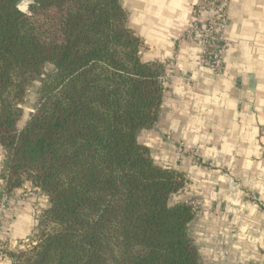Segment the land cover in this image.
<instances>
[{
    "label": "trees",
    "instance_id": "trees-1",
    "mask_svg": "<svg viewBox=\"0 0 264 264\" xmlns=\"http://www.w3.org/2000/svg\"><path fill=\"white\" fill-rule=\"evenodd\" d=\"M0 0V195L31 181L48 196L21 264H202L184 173L153 160L166 73L141 56L121 0ZM51 64L54 70L44 73ZM42 76L36 110L22 103Z\"/></svg>",
    "mask_w": 264,
    "mask_h": 264
},
{
    "label": "crops",
    "instance_id": "crops-1",
    "mask_svg": "<svg viewBox=\"0 0 264 264\" xmlns=\"http://www.w3.org/2000/svg\"><path fill=\"white\" fill-rule=\"evenodd\" d=\"M199 1L121 0L143 60L172 75L154 124L137 138L155 163L184 173L172 200L194 202L188 230L202 264H264V0H228L222 76L208 63L200 67L197 40L178 42ZM39 86L28 87L21 126L36 110ZM4 158L0 144V172ZM47 204L29 180L11 191L0 210V245L28 247ZM0 264L21 263L1 254Z\"/></svg>",
    "mask_w": 264,
    "mask_h": 264
},
{
    "label": "built area",
    "instance_id": "built-area-1",
    "mask_svg": "<svg viewBox=\"0 0 264 264\" xmlns=\"http://www.w3.org/2000/svg\"><path fill=\"white\" fill-rule=\"evenodd\" d=\"M228 5V0H200L195 6L193 19L182 37L178 39L179 44L183 41L197 40L201 49L200 67L208 63L213 73L221 76L224 75L225 54L229 45L226 35ZM207 13L208 16L204 17ZM170 76L172 75L164 73L160 78L164 82ZM240 84L241 81L235 82L236 87H240ZM179 145L183 147L184 142L180 141ZM0 198V210H3L9 201L10 192L3 191ZM189 204L195 211L194 202Z\"/></svg>",
    "mask_w": 264,
    "mask_h": 264
},
{
    "label": "rangeland",
    "instance_id": "rangeland-1",
    "mask_svg": "<svg viewBox=\"0 0 264 264\" xmlns=\"http://www.w3.org/2000/svg\"><path fill=\"white\" fill-rule=\"evenodd\" d=\"M54 70V66L53 65H51V64H48L46 67H45V69H44V73H48V72H51V71H53ZM41 78H42V76L40 75V76H38L36 79H35V81L31 84V91H32V93H33V91H35V89L37 88V86H39V84H40V82H41ZM31 99V98H30ZM31 102V104H32V100H29V103ZM186 179V178H185ZM31 241L29 240L27 243H30Z\"/></svg>",
    "mask_w": 264,
    "mask_h": 264
},
{
    "label": "water",
    "instance_id": "water-1",
    "mask_svg": "<svg viewBox=\"0 0 264 264\" xmlns=\"http://www.w3.org/2000/svg\"><path fill=\"white\" fill-rule=\"evenodd\" d=\"M32 1L33 0H22L18 4L23 10H26V8H27L26 4L29 3V2H32Z\"/></svg>",
    "mask_w": 264,
    "mask_h": 264
}]
</instances>
